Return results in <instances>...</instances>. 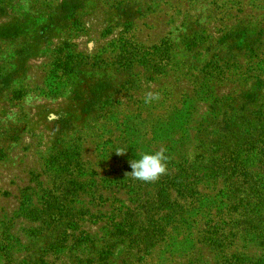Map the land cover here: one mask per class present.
<instances>
[{
	"label": "rangeland",
	"instance_id": "374dc122",
	"mask_svg": "<svg viewBox=\"0 0 264 264\" xmlns=\"http://www.w3.org/2000/svg\"><path fill=\"white\" fill-rule=\"evenodd\" d=\"M0 264H264V0H0Z\"/></svg>",
	"mask_w": 264,
	"mask_h": 264
},
{
	"label": "clouds",
	"instance_id": "9594fccd",
	"mask_svg": "<svg viewBox=\"0 0 264 264\" xmlns=\"http://www.w3.org/2000/svg\"><path fill=\"white\" fill-rule=\"evenodd\" d=\"M160 99L159 93L148 91L145 93L144 102L151 104ZM127 151L123 148L115 150L116 155H124ZM170 157L166 155V150L161 148L154 153L141 152L139 159L129 161L131 172L125 173L126 177L145 183L156 182L166 174Z\"/></svg>",
	"mask_w": 264,
	"mask_h": 264
}]
</instances>
